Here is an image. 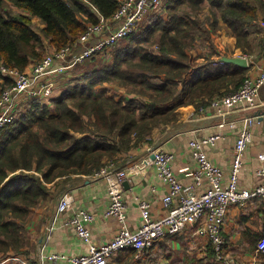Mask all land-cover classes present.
<instances>
[{"label": "trees", "instance_id": "1", "mask_svg": "<svg viewBox=\"0 0 264 264\" xmlns=\"http://www.w3.org/2000/svg\"><path fill=\"white\" fill-rule=\"evenodd\" d=\"M118 2L0 0V93L11 84L2 69L24 72L47 48L75 46L87 24L111 17ZM164 6V17L150 18L112 46L108 63H101L98 54L86 59L84 69L50 100V107L32 100L17 120L5 125L0 134V261L29 254L24 223L40 202L56 197L59 179L89 176L116 163L143 142L150 143L154 129L175 126L178 107L193 105L199 111L239 87L250 65L220 61L218 56L227 54H220L209 39L219 19L229 29L230 50L251 54L250 41L259 37L257 53H264L263 29L255 25L259 11L264 20V0H164ZM197 40L209 50L200 56L202 62L188 54L198 47ZM105 84L133 95L110 93ZM129 253L109 264H134ZM213 255L210 245L204 260L186 257L183 262L214 264ZM21 260L16 264H29Z\"/></svg>", "mask_w": 264, "mask_h": 264}, {"label": "built area", "instance_id": "2", "mask_svg": "<svg viewBox=\"0 0 264 264\" xmlns=\"http://www.w3.org/2000/svg\"><path fill=\"white\" fill-rule=\"evenodd\" d=\"M164 0H119L116 11L109 18L98 17L94 24H87L86 30L80 35L75 46L67 45L61 49H50L41 60L35 62L30 72H20L16 69L2 72L11 79V84L4 86L0 93V134L5 125L18 119L21 111L19 101L21 97L27 101L50 99L53 93L52 77L67 69L82 63L94 54H100L108 47L137 32L143 22L154 16H162ZM97 36V40L90 41ZM78 48V49H76ZM264 95V67L254 75H247L239 87L224 95L214 97L208 106L200 111L224 116L226 112L238 105L253 106ZM27 108V107H26ZM25 109V108H24ZM252 118L243 119V127L238 133L233 151L232 169L228 183L222 182V172L217 165L212 164L201 150L202 144H213L223 138L221 134H213L199 141H191L197 167L193 171L194 183L201 184L206 178V188L197 196H191L177 180L173 169V155L169 152L151 151L154 158L146 157L145 162L152 165L156 174L167 186V192L162 197L165 213L159 217H152L151 205L145 200L138 202L140 209V225L130 228L127 222L126 204L123 197V182L127 178V171L119 168L114 162H108L104 167L90 175L91 179H101L108 186V201L102 215L105 218H115L117 229L113 236L104 243L91 242L90 225L93 215L83 209L72 210L66 223L74 229L78 239L88 245V252L64 257L56 254L43 255L39 252L40 264H56L59 258L63 264H109L112 257L120 252H135V258H141L159 240L166 236L180 233L186 227L197 225L195 235L204 238L211 245L216 262L230 264V259L224 256V239L221 234L226 211L230 205L244 206L255 198H264L263 182L253 188L238 186V171L247 145L251 142V131L248 125ZM230 128H235L233 121L227 122ZM223 122L220 123V126ZM264 161V154L260 155ZM264 178V171L261 173ZM69 192L63 193L58 199L55 214L47 232H50L56 219L68 211L72 206ZM255 251L264 257V237L259 238ZM9 261H22L19 257H8L0 264Z\"/></svg>", "mask_w": 264, "mask_h": 264}, {"label": "crops", "instance_id": "3", "mask_svg": "<svg viewBox=\"0 0 264 264\" xmlns=\"http://www.w3.org/2000/svg\"><path fill=\"white\" fill-rule=\"evenodd\" d=\"M32 21L38 27L42 25L37 18ZM148 21L140 25L145 27ZM138 29V31L140 30ZM95 36L90 44L97 40ZM121 42L118 41V44ZM237 53V52H236ZM226 55L242 56L240 54ZM102 54V53H101ZM247 59V75L256 74L264 67V53L259 57ZM34 63H30L24 72H30ZM67 69L61 74L54 75L53 93L50 99L42 100L50 107L53 98L57 97L65 85L73 79L71 71ZM75 76V75H74ZM2 82V81H1ZM21 97L19 110L26 109L28 103ZM25 108V109H24ZM196 111L193 105L180 106L175 110L176 123L163 131L154 129L151 134V142H143L124 155L123 159L116 160L115 165L127 171L126 186L123 187V197L126 204L127 222L130 228L140 225V209L138 202L145 200L151 205L152 217H159L165 213L162 205V197L167 192L166 183L158 177L152 165L145 162L150 157L152 150L169 152L173 155L172 169L177 180L191 196L199 195L206 188V178L203 177L200 185L194 183L193 171L197 167L194 157V149L190 146L191 141H199L213 134H221L223 138L211 144H202L201 150L206 154L209 161L217 165L222 172V182L228 183L232 169L233 147L235 139L242 129L244 118H252L248 125L251 131V142L247 145L242 157V164L238 171V186L240 188H253L263 182L262 172L264 161L260 155L264 154V95L253 106L238 105L229 110L222 117L212 113ZM233 121L235 128H230L227 122ZM223 125L220 126V123ZM62 181L59 179L58 184ZM69 192L72 199L71 208L56 219L54 228L47 232L55 214L56 205L60 196ZM108 201V186L104 180L91 179L90 175H72L65 181L53 200L46 199L33 209L31 224L27 226L28 237L43 255L56 254L71 257L88 252V245L77 238L72 226L66 223L72 210L83 209L93 215L90 225L91 242L100 244L106 242L115 233L118 223L115 218H105L102 213ZM48 204V205H45ZM197 225H191L173 236H166L159 240L153 248L149 249L140 261L134 259V264H154L155 258H160V264H184L186 257L196 260H204L209 243L195 235ZM264 231V198H255L248 201L244 206L230 205L226 211L221 234L224 239V251L230 264H262V257L255 251L259 235ZM262 238V237H261ZM37 251V252H38ZM126 252H120L114 256H122ZM38 256V255H37ZM38 258V257H37ZM37 258L36 264H40ZM214 264H223L216 262ZM38 262V263H37ZM64 259L59 258L56 264H63Z\"/></svg>", "mask_w": 264, "mask_h": 264}, {"label": "rangeland", "instance_id": "4", "mask_svg": "<svg viewBox=\"0 0 264 264\" xmlns=\"http://www.w3.org/2000/svg\"><path fill=\"white\" fill-rule=\"evenodd\" d=\"M166 12H167V8H166V6H165V8H164V10L161 12L162 13V16L164 17L165 16V14H166ZM202 13H205V11H204V9L202 10V12L198 15L201 19H203L204 17H205V15L204 14H202ZM206 24H207V20H206V22H205ZM255 25L257 26V27H259L260 29H263L262 30V34H261V37H262V39H263V43H264V20H263V13H262V11H259L258 12V17H257V20L255 21ZM207 26H208V24H207ZM229 29H228V27H227V25L221 20V19H219L218 20V28H217V30H215V31H211V33H210V40H211V42H212V44H213V46H215V49L217 50V51H219V53L220 54H227V55H233V54H235L236 52V54H240V55H242L243 57H247L248 59H252V58H254V57H259V55H258V53H257V49H258V42L260 41V39H259V37H258V39H256V37H255V39L254 38H252V40L250 41L251 42V45H252V47H253V51H252V53L251 54H243V53H241V51L240 50H230V43H231V40L229 39L230 37H229ZM232 37V36H231ZM252 37H253V35H252ZM233 38V37H232ZM234 42V41H233ZM118 43V42H117ZM117 43H115L114 45H112V46H118L117 45ZM197 44H198V47H197V45H195L196 47H194V48H191L190 50H188V54L190 55V57L192 58V59H196L195 60V62H202V59H203V57H200V56H203L204 54H206V52L207 51H209L208 50V48L207 47H201L200 46V40H197V42H196ZM201 43H203V41H201ZM112 46H110V47H108L102 54L100 53V54H98V55H96V58L101 62V63H108V61L111 59V56H112V52H113V50L111 49L112 48ZM49 50L50 49H46V52H45V54L46 53H48L49 52ZM44 54V55H45ZM222 56H226V55H220V56H218L219 58L220 57H222ZM199 57V58H198ZM213 57H215V54L213 55ZM197 58H198V60H197ZM92 60V59H91ZM86 64V61H84V62H82V63H77L74 67H72V71H71V75H73V77H74V75H76V73L78 72V70H82V69H84V65ZM88 67V66H87ZM71 69V68H70ZM2 80H0V83H2L1 82ZM105 87L107 88V90L110 92V93H118V94H123V95H126V96H131V95H133V94H131V95H128L127 93H126V91L124 90V89H122V88H118L117 86H115V85H113V84H105ZM175 116H176V113H175ZM170 125V124H169ZM70 179V178H69ZM59 181V180H58ZM62 182L60 183V184H58L59 185V187H58V189H56V190H59L60 188H61V186L63 185V183H64V180H61ZM56 190H54L53 191V193L54 194H56ZM43 202V201H42ZM41 202V203H42ZM45 205H48V204H45ZM32 217H33V212H32V214H31V216L29 217V219L24 223V231H23V234H24V239H25V249H26V251L29 253V254H21V255H19V257L21 258V259H23L25 262H27V263H29L30 264V260L31 259H33L34 261H35V259L39 256L38 254H39V251L37 252L36 251V245H34V242L32 241V236H30V237H28V232H27V226H28V224L30 225L31 224V219H32ZM153 248V247H152ZM130 255H131V257H132V259H136L135 258V252H130L129 253ZM10 255H12V254H10ZM16 255V254H15ZM38 255V256H37ZM146 255V254H145ZM144 258V256H142L141 257V259H140V261L142 260ZM38 259V258H37ZM114 257H112L111 259H110V261H109V263H114ZM159 259L160 258H155L154 260L155 261H153L154 262V264H160V261H159ZM9 263H11V261H9L8 263H5V264H9ZM16 263H19L18 261H16L15 263H13V264H16ZM38 263V262H37ZM35 264H36V262H35Z\"/></svg>", "mask_w": 264, "mask_h": 264}, {"label": "water", "instance_id": "5", "mask_svg": "<svg viewBox=\"0 0 264 264\" xmlns=\"http://www.w3.org/2000/svg\"><path fill=\"white\" fill-rule=\"evenodd\" d=\"M220 61L221 62H224V63H232V64H235V65H238L242 68H247V59L243 56H231V57H228V56H222L220 57ZM161 151V149H157L156 150V153ZM150 158H154V154H151L150 155ZM126 186V181L123 182V187Z\"/></svg>", "mask_w": 264, "mask_h": 264}]
</instances>
